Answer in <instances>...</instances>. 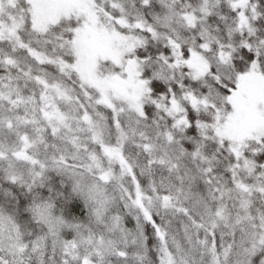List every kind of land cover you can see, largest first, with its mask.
Segmentation results:
<instances>
[{"label": "snow or ice", "instance_id": "obj_1", "mask_svg": "<svg viewBox=\"0 0 264 264\" xmlns=\"http://www.w3.org/2000/svg\"><path fill=\"white\" fill-rule=\"evenodd\" d=\"M0 264H264V0H0Z\"/></svg>", "mask_w": 264, "mask_h": 264}]
</instances>
